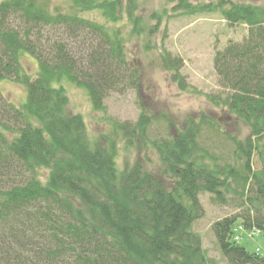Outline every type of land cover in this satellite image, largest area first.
I'll list each match as a JSON object with an SVG mask.
<instances>
[{
  "label": "trees",
  "instance_id": "trees-1",
  "mask_svg": "<svg viewBox=\"0 0 264 264\" xmlns=\"http://www.w3.org/2000/svg\"><path fill=\"white\" fill-rule=\"evenodd\" d=\"M69 1L74 13L50 11L40 0L0 3V82L10 79L27 93L19 107L0 90V264H216L193 231L200 195L225 201L236 179L244 191L249 183L256 191L250 204L264 205V167L258 173L251 167L253 154L264 151V6H215L230 25L249 28L214 59L221 104L250 129L245 142L231 138L243 169L207 162L198 142L204 121L191 119L184 131L154 143L169 188L141 163L123 172L117 164L115 133L133 141L148 117L133 130L114 125L103 147L89 140L84 118L68 112L64 81L85 89L94 110L104 113L107 97L138 78L121 33L79 16L102 10L117 22L119 1ZM23 52L37 59L34 76L22 67ZM162 63L182 92L193 90L180 74L182 59L166 53ZM251 213L214 224L229 264H264V254L233 238L238 220L264 235V217Z\"/></svg>",
  "mask_w": 264,
  "mask_h": 264
},
{
  "label": "rangeland",
  "instance_id": "rangeland-1",
  "mask_svg": "<svg viewBox=\"0 0 264 264\" xmlns=\"http://www.w3.org/2000/svg\"><path fill=\"white\" fill-rule=\"evenodd\" d=\"M6 0H0V3ZM112 1V0H111ZM119 1L117 8L119 20L111 22L102 10L79 12V16L106 25L111 31H119L126 44L127 59L137 75L134 85L120 92H112L106 99L104 113L94 110L85 89L64 81L69 97L68 112L80 114L87 125V133L92 143L99 142L107 147L105 136H112L114 125L128 123L133 130L142 115L150 123L145 130L136 131L133 141L125 140L121 132L115 133L116 158L120 171L130 170L136 163L159 175L167 187L171 182L160 173L162 165L156 141L176 136L184 131L193 119L204 121L198 140L207 162H217L243 169V163L236 150L233 139L245 142L250 136L249 127L231 116L221 104L224 90L219 84L214 68V59L230 42H241L248 36L244 24L230 25L215 6L220 3H255L263 7L264 0H113ZM131 1V2H130ZM50 11L74 13L76 8L69 0H40ZM132 11L130 19L128 11ZM170 54L183 61L180 74L193 88L182 92L171 74L162 63V57ZM21 63L27 74L38 71L37 59L22 53ZM0 90L16 106H23L27 100L26 88L10 79L0 82ZM151 118V119H150ZM252 172L258 173L264 167V151L255 152L251 160ZM244 175V173H243ZM47 172H42L46 181ZM231 191L225 193V201L202 193L200 203L201 217L194 223L193 231L199 234L207 255L216 264H229L221 253L214 232V224L228 217L243 215L251 211L252 216L264 217V205L254 201L250 204L247 197H255L256 191L250 190V183L243 189L242 180L232 179ZM244 191V192H243ZM234 226L241 245L249 251H264V235L253 233L255 229L241 233ZM258 231V230H257ZM261 234V235H260Z\"/></svg>",
  "mask_w": 264,
  "mask_h": 264
},
{
  "label": "built area",
  "instance_id": "built-area-1",
  "mask_svg": "<svg viewBox=\"0 0 264 264\" xmlns=\"http://www.w3.org/2000/svg\"><path fill=\"white\" fill-rule=\"evenodd\" d=\"M237 229H240L241 230V233H251V232H247L245 229H244V227L243 226H239ZM253 233H257L258 234V232L255 230V231H253ZM233 238H234V240L235 241H240V236L238 235V236H236L235 235V231H234V234H233ZM258 252H260L259 250H257Z\"/></svg>",
  "mask_w": 264,
  "mask_h": 264
},
{
  "label": "flooded vegetation",
  "instance_id": "flooded-vegetation-1",
  "mask_svg": "<svg viewBox=\"0 0 264 264\" xmlns=\"http://www.w3.org/2000/svg\"><path fill=\"white\" fill-rule=\"evenodd\" d=\"M257 1H258V0H257ZM248 4L254 5L255 3L249 1Z\"/></svg>",
  "mask_w": 264,
  "mask_h": 264
}]
</instances>
